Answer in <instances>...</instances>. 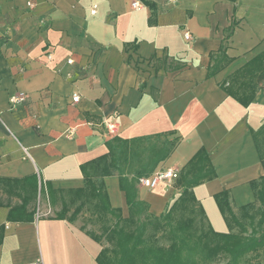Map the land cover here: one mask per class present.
<instances>
[{"label":"crops","instance_id":"obj_1","mask_svg":"<svg viewBox=\"0 0 264 264\" xmlns=\"http://www.w3.org/2000/svg\"><path fill=\"white\" fill-rule=\"evenodd\" d=\"M0 116V264H99L108 246L78 219L89 201L70 219L87 196L81 166L116 139L176 140L150 175L181 177L204 151L214 176L192 192L208 229L240 234L217 201L227 193L264 232L241 211L264 207L252 185L264 177V0H0ZM93 178L128 218L118 172ZM179 179L137 182L148 215L170 209Z\"/></svg>","mask_w":264,"mask_h":264},{"label":"trees","instance_id":"obj_2","mask_svg":"<svg viewBox=\"0 0 264 264\" xmlns=\"http://www.w3.org/2000/svg\"><path fill=\"white\" fill-rule=\"evenodd\" d=\"M157 138L159 139L160 135ZM175 145L176 140L153 143L150 137L116 139L108 142L109 158L101 157L81 166L87 184L86 188L78 193H86L87 196L74 210L70 220L77 219L87 201L93 202L97 211L115 219L105 236L112 247H105L101 251L98 256L99 264H209L220 255L228 256L230 264H241L248 254L264 249V232L260 233V229L255 227L249 231L238 221L230 206L224 204L227 193L218 195L217 201L227 221L240 225V234H220L202 227L200 234L195 237L191 230L194 218L175 220L174 214L178 208L197 206L192 189L214 176L213 167L204 151L197 153L188 164L190 169L179 177L178 183L183 187V192L170 209L160 217L148 215V205L137 197L136 184L140 178L150 176L157 164L169 157ZM113 172H118L121 189L126 193L130 211V216L126 219L120 210L111 208L103 182H96L93 178L111 175ZM252 185L256 189L257 200L264 206V177L259 182H252ZM253 207L254 205L250 204L241 209L250 224L255 222V217L249 213ZM198 209L201 222L206 221L203 209ZM67 211V207H64L62 215ZM152 221L155 223V231L163 225L167 227L171 239L168 248L147 245L146 235ZM258 223L261 226L264 223V210ZM94 238L99 241L96 236Z\"/></svg>","mask_w":264,"mask_h":264},{"label":"rangeland","instance_id":"obj_3","mask_svg":"<svg viewBox=\"0 0 264 264\" xmlns=\"http://www.w3.org/2000/svg\"><path fill=\"white\" fill-rule=\"evenodd\" d=\"M262 210H264V207L262 206H256L250 210L255 217V222L259 221ZM174 215L176 221H184L194 218V224L191 230L195 237L200 234L202 227L204 229H208L206 221L201 222V214L199 213V209L196 205H189L185 209L178 208ZM78 219H80V223L83 225L84 229H87L91 234L101 239L104 245L110 248L112 247V245H110L106 240L105 236L115 223V219L113 217L96 211L93 203L90 201L86 204ZM153 222L154 221L150 224L149 231L146 235L147 245L168 248L171 244V239L167 227L163 225L159 228V230L155 231V223ZM243 222L248 225L250 221L249 219H243ZM237 232L238 230L236 233ZM228 260V256L220 255L209 264H230ZM241 264H264V249L260 250L258 253L246 256Z\"/></svg>","mask_w":264,"mask_h":264},{"label":"built area","instance_id":"obj_4","mask_svg":"<svg viewBox=\"0 0 264 264\" xmlns=\"http://www.w3.org/2000/svg\"><path fill=\"white\" fill-rule=\"evenodd\" d=\"M132 6L137 8L140 6V3L138 1L133 2ZM92 13H95V11H92ZM185 39L191 40L192 39L191 35L189 33H185ZM25 99L26 96L24 95L15 96L11 99V103L15 105L25 101ZM74 100L77 101L78 97H75ZM0 121H1V116H0ZM107 127L111 133H116L117 131L116 123L114 122L108 123ZM179 176H180V172L178 169L167 168L164 170L156 171L150 176L140 178L139 184L146 186L147 188L154 189L160 184H167V185L172 184L174 181H176L179 178ZM37 264H41V262H38Z\"/></svg>","mask_w":264,"mask_h":264}]
</instances>
